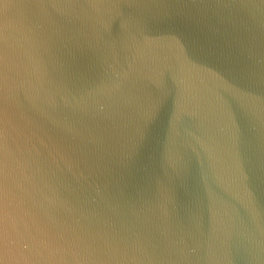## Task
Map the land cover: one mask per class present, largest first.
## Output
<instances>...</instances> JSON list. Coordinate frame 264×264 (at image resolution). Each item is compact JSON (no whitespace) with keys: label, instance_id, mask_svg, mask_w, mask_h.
Listing matches in <instances>:
<instances>
[{"label":"water","instance_id":"95a60500","mask_svg":"<svg viewBox=\"0 0 264 264\" xmlns=\"http://www.w3.org/2000/svg\"><path fill=\"white\" fill-rule=\"evenodd\" d=\"M0 264H264V0H0Z\"/></svg>","mask_w":264,"mask_h":264}]
</instances>
